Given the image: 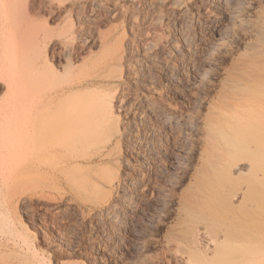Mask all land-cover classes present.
<instances>
[{"label": "rangeland", "instance_id": "obj_1", "mask_svg": "<svg viewBox=\"0 0 264 264\" xmlns=\"http://www.w3.org/2000/svg\"><path fill=\"white\" fill-rule=\"evenodd\" d=\"M263 7L264 0H0V119L31 102L32 89L44 102L69 92L55 103L105 114L84 152L85 179L123 182L112 189L98 181L96 194L79 193L44 170L26 184L3 183L11 156L2 147L15 133L6 136L0 124V231L14 239L5 251L29 264H188L179 235L188 225L178 213L201 118L221 70L251 43ZM30 43L38 60L27 66L20 52ZM54 157L37 156L48 164Z\"/></svg>", "mask_w": 264, "mask_h": 264}, {"label": "bare ground", "instance_id": "obj_2", "mask_svg": "<svg viewBox=\"0 0 264 264\" xmlns=\"http://www.w3.org/2000/svg\"><path fill=\"white\" fill-rule=\"evenodd\" d=\"M251 26V43H247L244 53L232 58L229 66L221 70L216 93L201 118L197 164L192 169L188 193L179 202L182 215L178 213L188 225V231L179 234L187 243V247H183V243L182 251L185 248L186 253L183 252L188 255V264H264V7ZM32 44H25L27 46L20 52L21 56L24 53L26 63L30 60L29 64L37 59ZM152 45L148 40L149 53L153 50ZM70 49L68 45L63 46L61 54L67 56ZM30 71L27 73L29 79H25L28 81L26 89H32L35 83L30 84V78L33 80ZM37 90L32 89L31 93L36 96H32L31 102L27 98L30 103L27 108L24 104L25 109L12 110L4 116L5 120L0 119L6 136L15 133L14 139L2 147L11 156L2 182L26 184L33 178L29 175L32 171L43 175L44 170H50L54 176H64L79 193L94 190L89 193L94 194L95 190H100L96 185L98 181L112 189L118 188L122 179L103 176L101 172L98 175L101 180L96 179L98 181L92 184L90 178L85 179L88 167L84 165L86 163L82 164L86 160L85 150L91 149L92 136L98 137L99 130L105 127L104 112L89 109L90 106L60 107L61 102L55 103V100L64 99L69 93L65 90L55 92L49 102H44L38 97ZM42 154L57 156L59 160L54 159L55 163L48 164L37 158ZM88 160L91 163L92 158ZM10 233L8 229L0 231V236L9 239L0 243V250L10 249L9 244L14 240ZM197 248H204L206 253ZM5 252L0 253V260L4 262L1 264H29V259L23 255L13 257ZM12 257L15 260H9Z\"/></svg>", "mask_w": 264, "mask_h": 264}]
</instances>
